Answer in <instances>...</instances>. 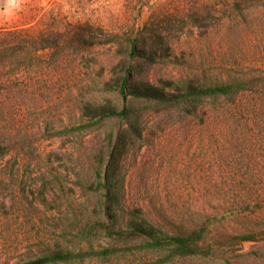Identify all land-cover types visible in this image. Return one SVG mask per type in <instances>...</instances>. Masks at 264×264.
Segmentation results:
<instances>
[{"label": "rangeland", "instance_id": "obj_1", "mask_svg": "<svg viewBox=\"0 0 264 264\" xmlns=\"http://www.w3.org/2000/svg\"><path fill=\"white\" fill-rule=\"evenodd\" d=\"M236 1L0 0V29H29L37 36L55 18L62 31L72 28L80 38L48 36V46L37 42L18 69L9 55H0V143L10 149L0 158V264L85 245L78 225L100 210L84 184L96 178L108 133L121 122L90 123L81 106L118 102L114 86L127 39H144L147 51H157L136 68L133 78L141 80L174 77L184 68L214 71L245 49L264 56V0ZM154 110L136 111L137 134H129L121 152L120 209L140 206L171 228L200 220L212 234L262 231L264 214L241 210L228 186L231 167L242 171L246 164L227 144L229 136L201 131L200 116ZM261 235L228 247L221 258L171 264H264ZM90 241L104 243L100 236ZM138 257L83 264H138Z\"/></svg>", "mask_w": 264, "mask_h": 264}, {"label": "trees", "instance_id": "obj_2", "mask_svg": "<svg viewBox=\"0 0 264 264\" xmlns=\"http://www.w3.org/2000/svg\"><path fill=\"white\" fill-rule=\"evenodd\" d=\"M233 4L236 6L238 2L233 0ZM52 20L54 24L45 25L39 36L29 29H0V55H9V64L18 69L23 59L30 60L39 48L36 47L37 42L45 44L40 48L48 46V36L59 41L67 33L69 42H79L80 38L72 32V28L62 31L59 20ZM127 42L129 47L124 52V63L115 79L118 102L81 106V115L87 117L90 123L99 124L109 119L121 122L120 127L108 133L104 158L100 166L93 169L96 178L84 184L96 197L100 210L94 219H85L78 225L77 233L85 240V245L77 249L48 248L34 258L14 264L112 262L137 254L138 264H171L175 261L221 258L227 254L228 247L263 238L261 232L264 233V229L212 234L206 221L182 223L171 228L159 225V217H147L140 206L120 209L117 170L129 134H137L136 111L141 106L156 109L154 111L177 110L186 118L200 116V130L213 136L216 133L229 136L227 144L236 149L246 162L242 171L231 167L233 179L228 184L237 194L241 210L252 216L263 215L264 56L245 49L239 51V55L231 53L228 66L224 65V61L214 71L184 68L174 77L158 81L148 77L141 80L133 78L136 68L151 62L150 57L156 56L157 51H147L144 39L131 38ZM159 49L163 51L161 43ZM4 67L5 64L0 63V71ZM104 85L112 88L108 81ZM83 127L85 125L78 126L79 129ZM234 136L237 138L231 139ZM8 153L9 146L0 143V158ZM98 236L103 238L104 243L95 245V241L90 239Z\"/></svg>", "mask_w": 264, "mask_h": 264}]
</instances>
